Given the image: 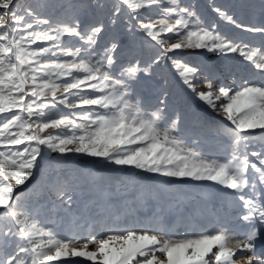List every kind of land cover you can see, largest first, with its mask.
<instances>
[{"label": "snow or ice", "instance_id": "snow-or-ice-1", "mask_svg": "<svg viewBox=\"0 0 264 264\" xmlns=\"http://www.w3.org/2000/svg\"><path fill=\"white\" fill-rule=\"evenodd\" d=\"M59 7L71 14L53 20L20 0H0V264H235L241 258L264 264L257 255L264 237V83L225 84L214 66L176 58L184 49L234 55L264 75V19L238 22L213 4L220 19L259 37L250 46L223 37L215 25L204 27L196 6L184 0H113L104 6L107 22L87 25L75 4ZM117 25L154 42L151 63H142L116 36L100 44ZM168 61L201 106L226 121L216 129L223 159L187 147L177 135L178 115L162 126L166 96L154 111L143 108L141 76ZM51 153L58 154L56 163L72 155L172 180L211 182L231 197L247 231L242 237L228 228L176 236L156 217L60 238L39 219L33 199L46 186L59 201L47 211H73L75 188L62 170L46 164L42 180L33 181Z\"/></svg>", "mask_w": 264, "mask_h": 264}, {"label": "rangeland", "instance_id": "rangeland-1", "mask_svg": "<svg viewBox=\"0 0 264 264\" xmlns=\"http://www.w3.org/2000/svg\"><path fill=\"white\" fill-rule=\"evenodd\" d=\"M112 3L113 0H20L22 6L36 7L44 16L53 20L71 14L70 8L65 12L60 5L75 4L78 17L85 25L94 19L107 22L108 8L104 6L110 7ZM184 3L196 6L204 27L215 25L216 31L227 39L243 41L250 46L259 44L258 36L241 32L234 25L220 19L212 11V6L214 4L221 7L238 22L259 24L264 19V0H184ZM113 36L119 38L125 48L134 47L135 55L142 63H151L156 55L154 42H149L147 37L133 33L123 25H117L102 34L100 44H106ZM176 58L202 68L214 66L217 77L225 84H231L233 80L241 84L245 79L251 83H264V75L234 55L223 57L205 50L184 49L178 50ZM137 94L143 102V108L148 111H154L159 98L166 96L167 108L162 126H169L168 118L174 119L178 115L181 122L177 135L187 147L197 149L209 159H223L227 155L224 151V140L216 133V129L226 121L222 115L201 106L195 95L183 84L171 61L152 64L150 74L141 76V86L137 89ZM57 158L58 154H49L48 159L41 162V168L36 170L33 181L42 180L41 169L46 164L51 163L52 167L62 170L65 178L75 188L72 213L61 212L57 215L55 211H47L59 201L47 192L46 186L33 199L39 201L35 205L39 219L52 227L60 238H68L76 233L87 237L96 217L105 223L110 220L122 226L137 222L147 223L150 219L159 217L160 226L171 229L176 236L185 231L193 235L201 232L212 234L216 232L213 219L216 220L218 216L231 210L237 213L232 206L231 197L211 182L172 180L108 165L102 161L94 162L91 158L85 160L79 156L69 155L59 163H56ZM194 218L207 220L209 224L204 227L201 224L192 225L191 219ZM105 223L100 225L101 229L108 225Z\"/></svg>", "mask_w": 264, "mask_h": 264}, {"label": "bare ground", "instance_id": "bare-ground-1", "mask_svg": "<svg viewBox=\"0 0 264 264\" xmlns=\"http://www.w3.org/2000/svg\"><path fill=\"white\" fill-rule=\"evenodd\" d=\"M222 190V189H221ZM221 192H223L225 194V190H222ZM190 215H193V213L188 210ZM189 215V216H190ZM210 218L212 219L213 217L210 216ZM214 222V224L216 225L213 226L215 227V231H219L222 228H228L231 230H234L238 233H240L241 237L243 236L244 232L247 231V225H243L241 224L238 219H237V213L233 212L232 210L229 211L227 214H222L220 216L217 217L216 220H212ZM191 224L192 225H203V227L206 224H209L207 220L201 219V218H194L191 219ZM105 222L102 221L99 217H96L94 220V225L92 227L91 233L92 232H100L103 231L105 226L101 229L100 225L104 224ZM105 224L111 225L113 224V222L107 221ZM261 227V231L264 232V226H260ZM90 238V237H89ZM249 255V253H243L242 256H247ZM257 255L258 256H264V237L260 238L257 241ZM235 264H245L244 259H235Z\"/></svg>", "mask_w": 264, "mask_h": 264}]
</instances>
